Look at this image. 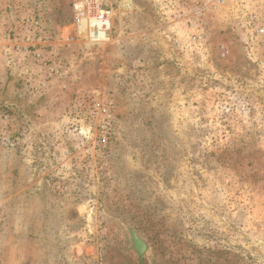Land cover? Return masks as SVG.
I'll return each instance as SVG.
<instances>
[{
  "label": "rangeland",
  "instance_id": "1",
  "mask_svg": "<svg viewBox=\"0 0 264 264\" xmlns=\"http://www.w3.org/2000/svg\"><path fill=\"white\" fill-rule=\"evenodd\" d=\"M71 1L0 0V264H264V0Z\"/></svg>",
  "mask_w": 264,
  "mask_h": 264
},
{
  "label": "built area",
  "instance_id": "2",
  "mask_svg": "<svg viewBox=\"0 0 264 264\" xmlns=\"http://www.w3.org/2000/svg\"><path fill=\"white\" fill-rule=\"evenodd\" d=\"M71 8L75 27L74 30L80 37H83L84 40L90 44H100L109 40L111 16L103 6L102 0H72ZM186 22L190 26L194 25V20L190 17L186 19ZM258 33L264 34V25L258 29ZM192 39L200 43L203 40V35L200 32H195ZM95 109L96 114H100L102 119L100 128L104 134L101 140L105 141V134L110 128L113 118L112 102L97 105ZM89 131L90 129L81 132L89 133Z\"/></svg>",
  "mask_w": 264,
  "mask_h": 264
},
{
  "label": "water",
  "instance_id": "3",
  "mask_svg": "<svg viewBox=\"0 0 264 264\" xmlns=\"http://www.w3.org/2000/svg\"><path fill=\"white\" fill-rule=\"evenodd\" d=\"M127 231L130 236L131 248L140 257L147 248V244L133 228L129 227Z\"/></svg>",
  "mask_w": 264,
  "mask_h": 264
}]
</instances>
